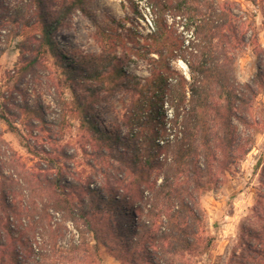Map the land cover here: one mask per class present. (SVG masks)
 <instances>
[{
    "label": "trees",
    "instance_id": "obj_1",
    "mask_svg": "<svg viewBox=\"0 0 264 264\" xmlns=\"http://www.w3.org/2000/svg\"><path fill=\"white\" fill-rule=\"evenodd\" d=\"M87 1L19 0L10 6L0 0V36L22 37L18 80L36 74L41 57L50 54L69 82L96 157L117 162L109 164L112 172L102 170L104 183L92 188L62 174L19 172L12 168L15 152L7 148L8 174L0 160V264H83L101 248L125 264H192L190 257L210 250L213 240L203 234L201 195L240 166L261 124L253 111L264 89V49L257 48L260 62L251 81L241 83L237 67L242 51L256 41L253 20L237 2L144 0L149 32L99 28L101 42H109L107 55L60 50L57 33L76 11L88 15ZM126 1L143 19L137 4ZM260 4L264 12V0ZM118 48L145 59L154 55L150 78L128 72ZM4 51L0 45V57ZM179 60L186 76L173 66ZM122 92L137 97L125 130L96 115L102 94ZM2 99L0 119L11 133L21 136L9 117L28 113L42 120V108L16 102L13 92ZM5 145L0 134V150ZM259 166L262 189L242 225L232 264H264V163ZM70 227L77 240L64 247Z\"/></svg>",
    "mask_w": 264,
    "mask_h": 264
},
{
    "label": "rangeland",
    "instance_id": "obj_2",
    "mask_svg": "<svg viewBox=\"0 0 264 264\" xmlns=\"http://www.w3.org/2000/svg\"><path fill=\"white\" fill-rule=\"evenodd\" d=\"M10 6L19 0H5ZM139 7L143 19H139L126 0H88L85 5L88 15L76 11L68 26L56 35L59 49L66 51H81L85 54L107 55L108 40L104 37L101 42L100 29L114 28L125 34L127 28H136L147 33L152 29V18L146 9L144 0H132ZM237 2L242 9L249 13L253 20L256 41L250 42L238 58V79L247 83L257 73L258 46L264 49V12L259 5L251 0H222ZM90 16V17H89ZM138 22V23H137ZM109 31V30H108ZM29 32V31H28ZM100 38V39H99ZM0 45L5 48L0 57V105L4 102L2 94L8 96L13 92L16 102L27 101L32 107L42 108V120L27 114L21 117H9L18 128L20 135L10 132L7 123L0 119L1 138L6 142L0 150L2 172L8 174L4 165L9 161L7 148L15 152L12 158L15 170L24 174L36 173L55 177L56 174L65 175L68 182L86 183L91 187H99L104 183L103 169L112 172L107 161L96 157L95 149L89 143V133L81 125L80 115L75 105V97L66 76L55 65V59L50 54L41 57V65L36 74L27 73L19 81L21 66L18 43L22 37L10 36L8 39L0 36ZM140 41L143 40L140 38ZM135 50L118 48L117 56L122 58L125 69L141 80L150 78V61ZM174 68L183 75L188 74L186 65L181 61L173 63ZM143 84V82H141ZM15 88L22 90L25 97ZM78 94H84L78 89ZM96 106L98 120L105 125H119L125 130L124 122L131 102L137 99L132 93H116ZM12 110L16 109L8 105ZM166 108V107H165ZM2 111L0 106V112ZM169 112V110H167ZM143 115H140V117ZM254 118H260L261 124L253 130L255 144L252 151L242 161L237 169H232L220 187H212L201 195V205L206 211V224L203 228L204 236L211 237L210 250L190 257L192 264H232L231 258L238 251L242 235V225L252 215L258 192L261 187V167L264 163V89L255 102ZM32 123V125H31ZM42 150L52 152L44 153ZM4 153V154H3ZM6 153V154H5ZM14 160V162H13ZM106 169V170H107ZM11 172V171H10ZM3 178L0 176V182ZM1 193V189H0ZM71 199L73 197L71 196ZM71 228V234L63 243L77 240L76 231ZM83 264H125L118 261L107 250H101L91 255Z\"/></svg>",
    "mask_w": 264,
    "mask_h": 264
}]
</instances>
